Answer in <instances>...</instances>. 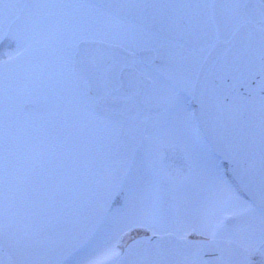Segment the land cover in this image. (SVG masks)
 Listing matches in <instances>:
<instances>
[{"label":"snow or ice","instance_id":"snow-or-ice-1","mask_svg":"<svg viewBox=\"0 0 264 264\" xmlns=\"http://www.w3.org/2000/svg\"><path fill=\"white\" fill-rule=\"evenodd\" d=\"M0 45V264H102L84 259L90 241L65 246L50 220L102 150L125 167L97 183L129 192L119 208L102 205L103 219L118 221L96 237L110 264H264V0H0ZM24 53L28 63L12 68ZM197 86L238 151L258 142V191L253 159L226 169L211 145L193 151L175 139ZM185 186L204 205L202 227L176 235L192 259L175 257L164 243L173 234L157 223L169 190ZM221 193L239 210L213 222ZM257 201L258 235L243 218Z\"/></svg>","mask_w":264,"mask_h":264},{"label":"rangeland","instance_id":"rangeland-1","mask_svg":"<svg viewBox=\"0 0 264 264\" xmlns=\"http://www.w3.org/2000/svg\"><path fill=\"white\" fill-rule=\"evenodd\" d=\"M4 50L5 46L2 45L0 48V59H6L3 56ZM28 60V54L24 53L12 62L11 67L18 70L25 66ZM163 67L166 74H171L175 71L174 66L164 65ZM176 118L179 122V131L174 133V136L179 143L193 151L206 147L200 133L196 135L193 132L186 104L184 109L177 112ZM99 134L101 137L109 135L102 127ZM114 155L115 152L104 150L97 153L85 182L75 187L70 186V190L66 192L62 203L57 206L50 217L51 223L56 229L53 234L61 238L65 246H79L84 242L90 241L91 243L87 245L84 259H100L102 264H110V261L104 259V245L102 242L97 241L96 237L109 228L115 229L118 227V221L112 217H108L106 220L103 219L102 205L107 201H111L114 208H119L123 204L125 197L129 195L127 187L122 186L117 180L104 184L97 183L99 179L105 176L108 169H111L113 175L117 177L122 173L125 160L122 158L120 166L113 168ZM182 155L183 153H178V156ZM120 156L123 157L122 155ZM209 181H212L211 177ZM151 195L153 197L158 195L156 187L151 189ZM168 197L170 200L168 211L165 215L157 217V223L162 231L176 236L202 227L200 218L204 205L203 202L193 199V193L189 187L172 188L169 190L166 200H168ZM177 205L186 210L177 213ZM238 210V206L230 200L229 195L221 193L219 202L210 208L212 215L209 219L214 222ZM258 214L259 212L255 209H251L245 211L243 216L246 221L252 224L257 235L259 234ZM143 234L144 232L141 230V235ZM147 234L151 235V233ZM188 239L204 238L190 235ZM56 255L57 253H53L51 258L54 259Z\"/></svg>","mask_w":264,"mask_h":264},{"label":"water","instance_id":"water-1","mask_svg":"<svg viewBox=\"0 0 264 264\" xmlns=\"http://www.w3.org/2000/svg\"><path fill=\"white\" fill-rule=\"evenodd\" d=\"M93 2H111V3H126V2H152V0H93ZM1 46V45H0ZM201 87L197 86L194 90L193 100L195 105L198 107V124L199 127L208 142L209 145L214 149L216 155L225 162L228 166V169L231 168V164L229 163L231 158L236 159H253L255 161V172L251 178L249 186L255 190H259L261 178H262V166H261V153L259 144L257 142L256 148L250 153H244L238 151L233 145L234 140L233 137L229 134V132L222 130L218 126L217 115L214 111H210L207 108H201V101L207 102L208 97L206 95H201ZM223 121L227 122V115L222 118ZM235 182V181H234ZM243 193V189H241ZM258 209V201L257 207ZM235 220H229L228 223H235ZM165 245L169 243L174 246L175 249V257L178 259H192V256L183 255V242L176 239V236H166Z\"/></svg>","mask_w":264,"mask_h":264},{"label":"flooded vegetation","instance_id":"flooded-vegetation-1","mask_svg":"<svg viewBox=\"0 0 264 264\" xmlns=\"http://www.w3.org/2000/svg\"><path fill=\"white\" fill-rule=\"evenodd\" d=\"M171 75H175L176 76V75H178V73H176V71H174L173 73H171ZM193 92H191L189 94H186V96H185V99H186L185 100V104H186L188 112H189V119H190L191 125L193 127V132H195L196 135H197V133H200L205 145L207 146L208 144H207L205 138L203 137V135H202V133H201V131L199 129V125H198V121H197V106L193 102ZM154 113H155V110L152 111L150 114L153 115ZM122 158L123 157H121L119 154L115 153V155L113 157V162H112L113 168L117 167V166H120ZM124 167H125V162H124ZM225 168L227 169L226 166H225ZM228 179H231L230 176L228 177ZM169 204H170V200H169V197H168V200H167L168 208H169Z\"/></svg>","mask_w":264,"mask_h":264}]
</instances>
